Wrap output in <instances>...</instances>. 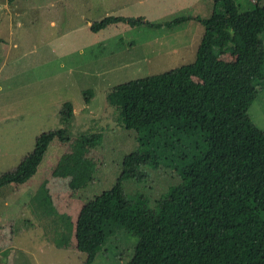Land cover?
<instances>
[{
  "label": "rangeland",
  "instance_id": "1",
  "mask_svg": "<svg viewBox=\"0 0 264 264\" xmlns=\"http://www.w3.org/2000/svg\"><path fill=\"white\" fill-rule=\"evenodd\" d=\"M235 1L241 10L264 3ZM211 9V0H0V174L16 168L38 134L62 129L69 136L50 142L28 181L0 187V264L85 261L75 249L78 211L112 188L123 158L136 148V132L124 127L107 93L192 61L202 33L198 18ZM108 16L140 21L89 29ZM230 50L218 58L233 60ZM256 88L246 114L259 137L247 140H264V81ZM63 102L73 111L67 119L60 113ZM80 134L99 138L89 146ZM181 148L172 149L158 169L144 167L139 179L123 181L125 199L154 210L179 182L165 164ZM235 153L222 147L213 156L230 165ZM136 243L135 233L119 228L91 264H126Z\"/></svg>",
  "mask_w": 264,
  "mask_h": 264
},
{
  "label": "trees",
  "instance_id": "2",
  "mask_svg": "<svg viewBox=\"0 0 264 264\" xmlns=\"http://www.w3.org/2000/svg\"><path fill=\"white\" fill-rule=\"evenodd\" d=\"M211 1L209 15L197 17L202 33L192 61L107 93L124 127L136 132V148L123 158L112 188L78 211L75 249L86 254L82 264H91L119 228L137 236L126 264H264V140H247L258 128L246 114L264 81V3L241 10L235 0ZM118 21L140 20L108 16L89 29ZM226 48L231 61L217 56ZM60 113L72 116L70 103L63 102ZM54 138L69 140L62 129L38 134L16 168L0 174V187L28 181ZM79 138L93 146L99 135ZM175 147L182 151L165 166L179 182L154 210L127 201L121 183L139 179L144 167L158 169ZM222 147L236 152L230 165L213 156Z\"/></svg>",
  "mask_w": 264,
  "mask_h": 264
},
{
  "label": "crops",
  "instance_id": "3",
  "mask_svg": "<svg viewBox=\"0 0 264 264\" xmlns=\"http://www.w3.org/2000/svg\"><path fill=\"white\" fill-rule=\"evenodd\" d=\"M9 3V2H8ZM9 4H11V2L9 3ZM10 22V21H9Z\"/></svg>",
  "mask_w": 264,
  "mask_h": 264
}]
</instances>
